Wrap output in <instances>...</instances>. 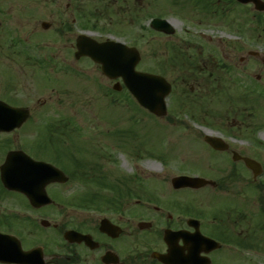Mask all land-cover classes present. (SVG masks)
<instances>
[{"label":"flooded vegetation","instance_id":"obj_1","mask_svg":"<svg viewBox=\"0 0 264 264\" xmlns=\"http://www.w3.org/2000/svg\"><path fill=\"white\" fill-rule=\"evenodd\" d=\"M258 1L264 2L173 0V71L182 73L196 103L201 99L212 102L220 97L236 102L232 123L237 129L233 133L238 135H245L247 130L254 135L260 130L255 127L257 117L264 116V10L258 9ZM2 2L0 23L7 11L3 10ZM145 2L97 0L102 7L100 12L81 10L79 6L72 12L73 20L77 16L83 29L101 30L97 21L104 19L106 27L102 29L107 32V39L137 47L138 29L156 32L150 23L154 17H160L152 16L146 25L142 23L146 13L154 11L149 10L153 0ZM11 5L5 6L11 8ZM177 21L188 23L182 29V36ZM221 25L228 30L229 41L232 38L238 41L223 40L211 47L203 29ZM190 26L198 31L193 32ZM125 29H131L134 35L125 34ZM64 30L71 28H62L59 33L63 36ZM244 35H249L251 44L243 41ZM232 72L236 81L234 89L226 85ZM176 82L177 77L173 89ZM252 144L255 146L232 144L222 146L221 150L208 146L223 154L225 164H207V175L199 176L213 183L198 189H175L171 165V173L160 176L155 184L168 190L167 196L158 188L151 192L145 185V176L139 173L132 176L135 184H128V189L121 193L114 191V195L106 196L102 187L76 188L75 184H81L85 174L80 164L59 167L66 180L46 187L53 200L50 204L34 206L21 193L0 191V202L6 199L4 193L15 196L12 199L15 205L10 210L0 207V233L8 237L3 240L0 237V244L10 252L11 258V261L0 259V264H250L241 254L243 244L247 243L242 229L247 216L242 214L239 198L242 190L236 183L248 181L255 192L264 194V146H257L261 144L257 141ZM245 158L261 166L250 169ZM102 166L100 174L107 175ZM186 191L199 196L174 209L173 196ZM218 197L223 207L211 212L210 206L215 207ZM259 212L254 219V235L264 243V210Z\"/></svg>","mask_w":264,"mask_h":264},{"label":"rangeland","instance_id":"obj_2","mask_svg":"<svg viewBox=\"0 0 264 264\" xmlns=\"http://www.w3.org/2000/svg\"><path fill=\"white\" fill-rule=\"evenodd\" d=\"M3 1H7L1 4L7 11L2 14L0 23V99L29 108L31 116L20 129L0 134V166L7 152L14 149H22L35 159L55 160L63 165L78 159L90 164L82 167L86 175L80 167L85 179L97 175L91 170L93 164H102L115 184L119 181L135 184L132 176L139 173L145 176V185L151 192L158 188L167 196L168 190L155 184L160 176L170 174V165H173L174 177L196 172L207 175L206 166L210 162L225 164L223 154L208 148L204 141L206 132L211 131L237 146H253L254 141L261 143L257 146H264V116L257 117L255 127L260 130L254 135L250 134L251 130L238 135L233 133L237 129L232 123L235 107H238L236 102L223 97L212 102L208 99L198 103L192 101L190 85L179 70L173 71V35L140 29L135 34L140 39L137 47L142 55L138 69L163 75L172 84V91L165 99L167 113L158 117L143 109L125 87L115 91V82H109L90 60H75V38L88 30L79 26L77 16L73 20L72 12L79 6L81 10L100 12L102 7L97 0H82L81 3L80 0L77 3L73 0ZM150 9L154 11L146 13L142 21L145 25L152 16L173 23V0H153ZM182 12L187 13L186 10ZM43 22H49L51 27L43 29ZM97 24L101 30L89 31L97 38H106L107 32L102 29L106 27V21L101 19ZM187 24L177 21L179 36ZM62 28L71 30H64L63 36L59 33ZM197 29L191 30L197 32ZM224 29L222 25L205 26L203 32L211 47L220 41H229L231 36ZM124 33L134 35L131 29H125ZM244 36L243 41L251 44L249 35ZM234 41L238 39L232 38L229 42ZM233 76L232 72L226 80V85H231L232 89L236 86ZM234 95L238 96V93ZM42 144L45 149L41 148ZM55 151L60 152V156H56ZM150 163L155 164L153 169ZM112 182L105 183L113 186ZM100 186L97 181L75 184L79 189L99 190ZM236 186L242 190L239 198L243 209L246 205L243 200L250 193L251 183L243 180ZM0 191H4L1 184ZM104 192L106 196L115 193L110 188H105ZM4 196L6 199L0 202V207L8 211L15 205L12 203L15 196L5 193ZM198 196L187 191L178 192L173 196L176 202L173 208L179 209L185 201L191 202ZM214 205L210 206L211 212L223 207V202L218 197ZM252 205L254 207H247L243 214L247 215L242 228L247 235V245L243 244L241 254L250 264H264V243L254 235V219L264 207L258 194Z\"/></svg>","mask_w":264,"mask_h":264},{"label":"water","instance_id":"obj_3","mask_svg":"<svg viewBox=\"0 0 264 264\" xmlns=\"http://www.w3.org/2000/svg\"><path fill=\"white\" fill-rule=\"evenodd\" d=\"M258 3V9L264 10V3L259 1ZM158 23L159 21L154 22L155 25ZM157 28L165 30L167 33H173V29L169 28L167 22ZM78 47L77 57L82 55L91 56L102 65L103 72L110 78L122 77L125 85L150 112L158 116L166 115L165 97L170 93L171 85L161 76L135 70L140 60V54L136 49L126 48L121 44H100L86 36H81L78 39ZM116 87L119 89L118 85ZM28 117V110L11 107L0 101V132H11L21 127ZM206 141L218 149L225 146L217 138L207 137ZM247 163L250 167L255 166V163L251 160ZM34 175H44L45 178L41 181L31 180L30 176ZM59 176H63L59 170H56L50 164L35 162L22 151L9 152L5 163L1 166V178L4 185L8 189L24 192L32 202L34 201L33 198H43L46 201L45 186L51 182L63 181ZM38 182L43 184L41 194L39 193ZM205 182L203 179L192 177L174 179L176 187L190 186L198 188L203 186Z\"/></svg>","mask_w":264,"mask_h":264},{"label":"bare ground","instance_id":"obj_4","mask_svg":"<svg viewBox=\"0 0 264 264\" xmlns=\"http://www.w3.org/2000/svg\"><path fill=\"white\" fill-rule=\"evenodd\" d=\"M150 165H151V168L153 169L154 168V166H155V164L154 163H150Z\"/></svg>","mask_w":264,"mask_h":264}]
</instances>
